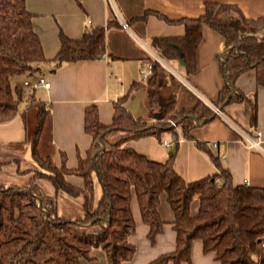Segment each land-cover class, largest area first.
Wrapping results in <instances>:
<instances>
[{
    "label": "trees",
    "instance_id": "16d2710c",
    "mask_svg": "<svg viewBox=\"0 0 264 264\" xmlns=\"http://www.w3.org/2000/svg\"><path fill=\"white\" fill-rule=\"evenodd\" d=\"M203 6V12L196 17L170 19L146 10L132 19H145L153 13L168 23L184 26L182 35L154 36L150 43L165 60H183L186 75L195 70L202 26L208 25L220 33L225 52L219 61L227 79L214 105L222 109L227 103L242 102L254 121L255 101L248 99L234 82L240 74L253 70L256 85H264V16L248 18L233 3L207 0ZM32 17L25 0H0V122L20 113L27 124V113L31 111L35 125L28 139L39 166L24 184L0 185V264H81L82 259L94 258L95 249L104 253L107 264H126L135 252L129 240L135 231L133 194L141 220L148 227L150 243L165 223L158 212L162 194L173 212L175 246L149 264H191L195 239L201 241L203 253H212L218 264H264V186L234 185L218 157L199 141H195L196 145L207 152L219 173L188 182L174 170L178 135L190 139L196 122L216 113L153 58H149L151 75L146 93L148 102L157 105L149 108L148 115L156 123L134 118L124 105L126 93L114 102L108 124L99 120L94 103L85 107L83 128L91 143L77 166H56L49 156L41 155L39 140L49 106L36 98L33 89L12 86L11 79L35 77L37 64L42 62H53L56 69L65 62L98 59L105 54V37L103 26L89 27L79 38L60 32L59 48L47 59L33 29ZM138 86V82H132L129 91ZM22 102L27 106L20 111ZM167 131L174 146L163 162L125 147L128 140L147 135L156 136L161 142L160 135ZM67 175L81 177V185L72 184ZM217 175L224 177L220 184L215 182ZM39 181L48 182L55 193H46ZM96 182L100 187L98 197ZM58 192L81 197L83 215L73 219L59 215ZM194 199L198 205L192 213Z\"/></svg>",
    "mask_w": 264,
    "mask_h": 264
},
{
    "label": "crops",
    "instance_id": "0c3cea01",
    "mask_svg": "<svg viewBox=\"0 0 264 264\" xmlns=\"http://www.w3.org/2000/svg\"><path fill=\"white\" fill-rule=\"evenodd\" d=\"M109 1L114 9L110 7ZM205 1L207 0H25L26 10L33 14V29L47 59L53 57L59 48L60 32L69 38H79L89 27H104L105 54L102 57L65 62L56 69H53V62L37 64L36 76H42L50 83L48 88H28V91L33 89L36 98L46 102L50 109L39 140L41 155L49 156L56 166L62 163L68 168L77 166L79 157L86 155L91 143V137L83 128L85 107L94 103L99 120L108 124L112 120L114 102L126 93L128 96L124 105L132 116L143 118L149 124L156 123L154 118L148 116L149 108H157L155 102H148L146 93L151 70L146 76L141 72L147 65L151 66L149 58L157 60L212 109L215 108L214 102L225 81L219 61L225 52L222 35L208 25L202 26V38L195 51L194 72L186 75L183 60H169L182 71V76L169 67L167 69V60L159 55L150 41L154 36L182 35L184 26L181 23H168L153 13H149L145 19H132L146 10L157 11L170 19L196 17L203 12ZM214 1L236 4L248 18L264 16V0ZM121 20L128 24V29L122 28ZM12 79L16 86L24 87L23 81L27 78L16 76ZM134 81L139 86L129 91ZM234 85L248 99L255 101V120H251L244 103L231 102L219 109L214 117L196 122L197 125L190 132V139L179 134L173 167L184 180L190 182L219 173V168L207 152L196 145L195 141H199L205 143L218 157L220 165L229 172L234 185L244 183L264 186V85H256L253 70L240 74ZM26 106L27 103L22 102L20 111ZM31 117L34 121L32 115ZM28 130L20 113L0 122V171L7 168L10 173H14L13 178L20 177L21 180L39 168L31 154ZM256 130L261 133V150L248 148L241 135V132H245L253 136ZM160 138L161 142L153 135L130 139L125 147L144 154L149 159L163 162L174 145L170 132H163ZM163 139L169 141L168 146L162 144ZM213 143H216V147H213ZM66 177L77 186L82 183L79 176ZM0 185L16 186L11 183L4 185L2 181ZM197 205V199H194L190 209L192 213L196 211ZM131 209L135 231L129 240L134 245L135 252L126 264H149L160 254L173 250V212L165 194L160 196L158 206L160 217L165 223L153 243L148 240V227L141 220L134 194ZM92 254L93 259H82L81 264H107L101 250L95 249ZM190 254L191 264H218L212 253H203L199 239L192 242Z\"/></svg>",
    "mask_w": 264,
    "mask_h": 264
},
{
    "label": "rangeland",
    "instance_id": "374dc122",
    "mask_svg": "<svg viewBox=\"0 0 264 264\" xmlns=\"http://www.w3.org/2000/svg\"><path fill=\"white\" fill-rule=\"evenodd\" d=\"M109 5L112 9H114L112 2L109 1ZM165 66L171 69H173L178 75H182L183 73L181 70H179V68L177 66H175L173 63L166 61ZM19 77V76H18ZM15 78V77H13ZM11 84L12 86L15 85V82L13 81V79H11ZM26 90H28L29 87L24 86ZM27 126H28V134H31V131L33 129V126L35 125V121H33L32 117H31V111H29L27 113ZM48 152V151H47ZM37 164V163H36ZM32 173H30L28 176H25L23 178V180H21L20 177L17 178H13L14 173H10V171L5 168L3 170L0 171V181H2V183L8 184H16L19 185L20 183H24V181L28 180V177H31ZM21 180V181H20ZM39 185L42 187V189L48 193V194H54V189L53 187L46 181H39ZM100 194V187L99 184L96 182L95 185V195L98 197ZM57 202H58V213L61 216L67 217V218H77L83 215V209H82V199L81 197H77V198H73V197H69L67 196L65 193L62 192H58L57 193Z\"/></svg>",
    "mask_w": 264,
    "mask_h": 264
},
{
    "label": "built area",
    "instance_id": "2783aa9c",
    "mask_svg": "<svg viewBox=\"0 0 264 264\" xmlns=\"http://www.w3.org/2000/svg\"><path fill=\"white\" fill-rule=\"evenodd\" d=\"M121 26L122 28L124 29H128V24L125 22V21H122L121 20ZM150 70H151V66L150 65H147L146 68H143L141 70L143 76H146L148 73H150ZM23 85L24 86H28L30 88H36L38 86H42L44 88H48L50 86V83L49 81H47L44 77L42 76H35V77H32V78H28L26 80L23 81ZM214 112L215 113H219V109L217 107L213 108ZM241 135L247 145L248 148H255V149H258V150H261L262 147H261V140H260V131L259 130H256L254 132V135H250L248 133H245V132H241ZM162 144L164 146H168L169 145V141L166 140V139H163L162 140ZM213 147H216V143H213ZM223 157V156H222ZM224 180V177L221 176V175H217L215 177V182L217 184H220L222 183Z\"/></svg>",
    "mask_w": 264,
    "mask_h": 264
},
{
    "label": "water",
    "instance_id": "95a60500",
    "mask_svg": "<svg viewBox=\"0 0 264 264\" xmlns=\"http://www.w3.org/2000/svg\"><path fill=\"white\" fill-rule=\"evenodd\" d=\"M224 71H226V68L224 67ZM225 79H227V78H225ZM228 81V80H227ZM228 84H230L231 85V83L230 82H228ZM227 101V100H226Z\"/></svg>",
    "mask_w": 264,
    "mask_h": 264
}]
</instances>
